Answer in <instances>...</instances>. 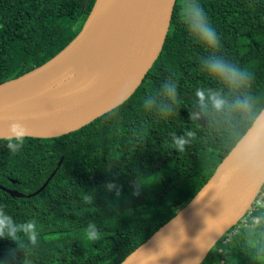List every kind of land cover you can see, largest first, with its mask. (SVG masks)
<instances>
[{
    "label": "trees",
    "instance_id": "obj_1",
    "mask_svg": "<svg viewBox=\"0 0 264 264\" xmlns=\"http://www.w3.org/2000/svg\"><path fill=\"white\" fill-rule=\"evenodd\" d=\"M95 0H0V84L37 68L81 31ZM220 37L219 52L253 76V93L264 106V0H199ZM176 0L162 52L134 95L87 127L52 141L23 140L18 152L0 140V187L36 197L13 199L0 189V206L18 223L35 220L38 242L18 246L0 239V261L8 264H120L172 219L207 183L254 120L217 118L191 122L199 87L219 85L199 60L213 51L194 40L179 19ZM172 73L179 78V109L163 117L145 108ZM227 91V89H225ZM150 92V95H145ZM197 133L183 152L172 134ZM119 187L108 191L106 183ZM134 182H136L134 184ZM138 193V194H134ZM93 195V201L85 195ZM264 215V211L257 214ZM256 215V216H257ZM95 223L99 238L85 232ZM257 227H253V224ZM234 229V228H233ZM231 229L202 264H264L252 249L264 244V220L235 236ZM15 250L14 258L9 251Z\"/></svg>",
    "mask_w": 264,
    "mask_h": 264
},
{
    "label": "water",
    "instance_id": "obj_2",
    "mask_svg": "<svg viewBox=\"0 0 264 264\" xmlns=\"http://www.w3.org/2000/svg\"><path fill=\"white\" fill-rule=\"evenodd\" d=\"M95 0L78 35L43 65L0 84V140L12 123L24 139L52 141L82 130L128 101L159 58L169 33L172 0H121L112 23L87 25L101 13ZM42 187L13 199L39 195ZM264 187V126L253 122L207 183L172 219L120 264H200L244 217ZM203 252V253H202Z\"/></svg>",
    "mask_w": 264,
    "mask_h": 264
},
{
    "label": "clouds",
    "instance_id": "obj_3",
    "mask_svg": "<svg viewBox=\"0 0 264 264\" xmlns=\"http://www.w3.org/2000/svg\"><path fill=\"white\" fill-rule=\"evenodd\" d=\"M171 6L173 9L175 8L176 0H172ZM179 19L184 23L189 35L194 40L213 50L206 57L202 56L199 64L201 70L219 85L217 88L199 87L195 90L196 99L193 110L189 111V120L194 122L204 119L209 121V125H211L217 118L225 120L252 118L258 126H264V106H260V99L252 91V73L218 51L221 46L220 37L199 0H180ZM178 87L179 78L175 73H172L161 82L158 90V95L161 97L160 104H157L156 97L152 96L145 100V108L155 106L154 110L163 117L175 114L180 106ZM145 95H150V92ZM27 135L25 126L20 123H12L4 138L9 140L8 148L18 152ZM196 136L197 133L193 130H185L183 135L174 133L171 136V146L176 152H183ZM104 187L108 191L115 190L117 196L119 195V187L116 184L108 182ZM93 199V195H85L86 201L91 202ZM254 220H264V215L257 216ZM253 227H257V225L254 223ZM85 235L89 241H95L99 238V230L95 223L88 225ZM24 238L33 246L37 244L38 228L36 221L29 220L18 223L0 206V239L14 242L19 249V242ZM207 251H212V247L210 246ZM251 251L254 256H264V244ZM9 256L14 258L15 250H10ZM0 264H8V261H0ZM25 264H29L27 259H25ZM193 264H200V257H197Z\"/></svg>",
    "mask_w": 264,
    "mask_h": 264
},
{
    "label": "built area",
    "instance_id": "obj_4",
    "mask_svg": "<svg viewBox=\"0 0 264 264\" xmlns=\"http://www.w3.org/2000/svg\"><path fill=\"white\" fill-rule=\"evenodd\" d=\"M262 211H264V187L257 194L254 202L252 203L250 208L247 210L244 217L238 222V224L230 232L229 237L231 238L232 236H235L240 230L241 226L246 227L251 222H257L254 220V218L257 217L258 216L257 214L261 213Z\"/></svg>",
    "mask_w": 264,
    "mask_h": 264
},
{
    "label": "bare ground",
    "instance_id": "obj_5",
    "mask_svg": "<svg viewBox=\"0 0 264 264\" xmlns=\"http://www.w3.org/2000/svg\"><path fill=\"white\" fill-rule=\"evenodd\" d=\"M120 4H121V0H105L101 13L98 15L97 18L89 21L87 28L90 29V28H92V27H94L100 23H102L104 25L105 24L109 25L110 23H112V18L114 16V14L119 10ZM248 227H249V225L246 227L241 226L240 229L248 228Z\"/></svg>",
    "mask_w": 264,
    "mask_h": 264
}]
</instances>
